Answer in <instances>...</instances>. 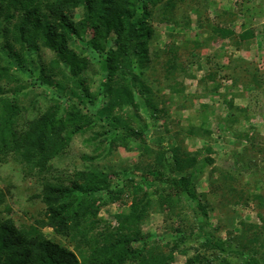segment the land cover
Returning a JSON list of instances; mask_svg holds the SVG:
<instances>
[{
	"label": "rangeland",
	"instance_id": "374dc122",
	"mask_svg": "<svg viewBox=\"0 0 264 264\" xmlns=\"http://www.w3.org/2000/svg\"><path fill=\"white\" fill-rule=\"evenodd\" d=\"M171 2L175 3L173 8ZM146 13L151 15L147 24L152 37L145 44L149 55L143 67L137 61L125 66L116 37L107 46L113 45L110 59L107 52L102 55L89 46L86 39L91 34L82 30L81 36L69 37L67 43L77 54V63L84 60L85 64L71 78L67 61L41 38L22 42L8 32L13 48L4 47L6 38H0V67L8 70L2 80L3 104L8 100L19 102V127L23 128L25 118L47 110L65 113L73 103H79L81 111L92 114L93 119L89 125L85 122L88 126L83 132L75 134L65 151L45 167L31 171L16 154L0 160V188L7 199L0 213L18 226L37 223L45 208L40 198L44 179H72L79 170L104 169L121 175L113 176L110 189H119L124 178L130 176L141 187L136 194L122 193L119 200H111L106 190L86 195L79 192L99 207L92 217L99 233L117 232L121 226L118 215L149 197L151 203L139 223L144 238L132 244L135 248L148 244L170 257L169 264H244L245 256L251 254L258 258V264H264V229L260 240L248 242L247 253L236 257L205 249L200 228L207 220L212 231L225 239L229 233L241 232L244 224L262 223L264 0H156L148 5ZM83 16L84 8L79 6L74 19L79 22ZM21 18L13 12L14 22ZM220 25L231 27L234 34L222 36L216 30ZM14 27L12 23V30ZM245 30L252 36L239 42V33ZM138 42L135 39L127 44ZM170 62L175 67L172 72ZM110 73L114 74L116 95L122 98L130 89L133 104L118 106L110 118L101 119L97 112L106 104L102 90ZM87 88L89 98L84 96ZM230 103L246 110L229 108ZM156 107L157 118L151 113ZM114 117L131 119L135 127L142 125L150 146L129 139L126 143L113 140L114 133H121V128L114 129L110 124ZM157 143L177 147L179 153L192 159L191 166L181 173L190 172L191 184L208 211L207 219L187 195L173 203L165 202L160 195L168 187L141 176L144 168L157 163ZM43 231L76 251L73 243L53 228L45 226ZM253 235L249 230V236ZM124 264L137 263L127 260Z\"/></svg>",
	"mask_w": 264,
	"mask_h": 264
},
{
	"label": "trees",
	"instance_id": "16d2710c",
	"mask_svg": "<svg viewBox=\"0 0 264 264\" xmlns=\"http://www.w3.org/2000/svg\"><path fill=\"white\" fill-rule=\"evenodd\" d=\"M155 1L0 0V38H6L3 46L9 48H13V42L10 41L8 32H13L17 36L16 40L22 42L33 43L41 38L60 58L67 61L71 78H75L85 64H82L84 60L77 63V54L68 48L67 43L69 37L81 36L82 30L85 34H91V37L86 39L89 46L102 55L107 52L110 59L114 54L113 45L110 48L107 46L116 37L115 44L118 50L122 51L125 66H131L137 61L143 67L149 55L145 44L148 38L152 37V30L147 24L151 15L146 13V9ZM170 5L173 8L175 3L171 2ZM79 6H83L84 16L77 22L74 19V11ZM13 12L19 13L22 17L18 23L13 21ZM12 23L15 24L14 30L11 28ZM216 30L224 37L234 34L233 29L227 25H220ZM251 36L250 31H242L239 33V42H244ZM121 38L123 40L119 43ZM135 39L139 40V44H127ZM109 66L112 65L108 63ZM174 69V64L170 62L169 72ZM7 71L0 67V160L4 161L10 154H16L18 160L30 167L31 171L34 167H45L50 159L65 151L75 134L83 132L90 121L93 122L92 114L82 112L80 104L73 103V107L67 109L65 113L47 110L25 118L22 120L23 128L19 127L22 112L19 102L8 100L3 104L5 101L2 98L4 93L2 80L4 76L7 77ZM107 77L108 81L104 83L102 90L106 104L97 112L101 119L110 118L113 109L118 106L122 107L125 103L133 104L131 90H125L124 96L120 98L116 95L112 79L114 74L110 73ZM88 90V88L85 90L84 95L87 98L90 97ZM231 107L246 110V107L234 106L233 103H230L229 108ZM151 109L152 115L157 118L159 109L157 107ZM110 124H113L114 129L121 128V133L113 134L111 137L113 140H122L126 143L129 139L150 146L147 137L142 133L144 128L142 125L135 127L131 119L126 120L122 117H114ZM157 144V163L144 168L141 176L168 187V191L165 190L160 195L165 202L173 203L177 197L187 195L207 219L208 211L195 185L191 184L193 182L190 172L187 175L181 173L183 169L191 166L192 159L179 153L177 147L168 148L163 143ZM73 176L75 178L72 179L61 176L57 177V181L49 178L43 180L40 198L45 208L43 216L36 220L37 223L18 226L13 219L3 217L0 213V264H124L127 260L137 264H169L170 257L157 252L148 244L142 249L132 246L134 242L144 238L139 223L145 217L144 209L151 203L149 197H147L149 202L140 200L130 208V211L118 215L121 226L117 232L97 231L96 221L94 222L92 217L97 215L99 207L87 201L83 195L100 189L108 191L111 200H119L122 193L136 194L141 185L132 176L124 178L123 186L116 190L110 189V185L113 176H121L120 173L113 174L104 169H84L76 171ZM79 192L84 194L81 195ZM6 201V194L0 188V206ZM259 217L262 220L260 225L244 224L241 232L229 233L225 239L221 235H216L205 220L200 226L205 249L218 250L236 257L244 256L247 253L248 242L261 238L264 214L259 212ZM45 226L53 228L56 234L68 238L76 251L47 237L43 231ZM249 230L254 233L252 237L249 236ZM245 257L244 264H258V258L254 254Z\"/></svg>",
	"mask_w": 264,
	"mask_h": 264
}]
</instances>
